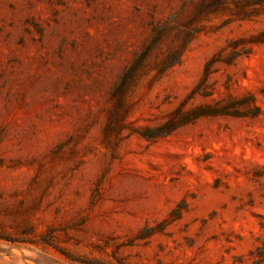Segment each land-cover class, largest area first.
Here are the masks:
<instances>
[{"label": "rangeland", "instance_id": "1", "mask_svg": "<svg viewBox=\"0 0 264 264\" xmlns=\"http://www.w3.org/2000/svg\"><path fill=\"white\" fill-rule=\"evenodd\" d=\"M0 264H264V0H0Z\"/></svg>", "mask_w": 264, "mask_h": 264}, {"label": "trees", "instance_id": "2", "mask_svg": "<svg viewBox=\"0 0 264 264\" xmlns=\"http://www.w3.org/2000/svg\"><path fill=\"white\" fill-rule=\"evenodd\" d=\"M219 1V0H218ZM222 1H220L219 3H221ZM157 33H160V31H157ZM222 110V109H221ZM226 109H223V111H221V112H226L225 111ZM216 112H218V111H216ZM220 112V111H219Z\"/></svg>", "mask_w": 264, "mask_h": 264}]
</instances>
